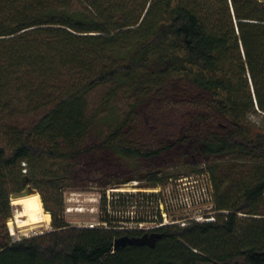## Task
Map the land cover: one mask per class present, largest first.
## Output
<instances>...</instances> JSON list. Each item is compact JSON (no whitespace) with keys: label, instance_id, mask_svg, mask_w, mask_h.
Instances as JSON below:
<instances>
[{"label":"trees","instance_id":"obj_1","mask_svg":"<svg viewBox=\"0 0 264 264\" xmlns=\"http://www.w3.org/2000/svg\"><path fill=\"white\" fill-rule=\"evenodd\" d=\"M86 59L100 64L83 69L84 83L48 92L50 75L82 73ZM150 98L173 99L188 115L179 139L146 149L133 114ZM121 102L128 109L118 120ZM250 114L264 115V0H0V223L22 190L23 163L32 180L50 178L53 217L38 237L0 234V264H264V131ZM99 123L111 129L85 149ZM176 145L213 162L206 171L227 216L161 228L154 248L118 250L115 240L130 232L59 219V171L82 156L154 160ZM234 156L246 162H220Z\"/></svg>","mask_w":264,"mask_h":264},{"label":"rangeland","instance_id":"obj_2","mask_svg":"<svg viewBox=\"0 0 264 264\" xmlns=\"http://www.w3.org/2000/svg\"><path fill=\"white\" fill-rule=\"evenodd\" d=\"M46 39V37H42L41 40L45 42ZM114 60H110L108 64L111 65ZM99 64L97 61L86 59L82 71L83 69H95ZM83 72L73 71V73L65 72L66 74L58 76L50 75L48 92H65L73 84L84 83L87 77L85 74L88 73ZM55 78L59 81H56ZM102 92L103 89L94 92L92 98H98ZM96 93L97 96H95ZM116 107V116L118 120H121V116L128 106L121 102ZM187 115L188 111L180 107L178 102L175 103L173 99L150 98L146 105L133 114V125L137 132L136 139L141 140L146 149L161 147L163 142H174L180 138ZM249 121L256 128L264 131V115L250 114ZM110 129V126L99 123L94 133L85 140L84 148L97 147L103 138L97 134H103ZM192 155L187 152L184 146L176 145L159 159L154 160L125 159L105 152H94L82 156L76 162V166L72 167L70 164L64 170L59 171L60 174L64 173L65 175L57 183L58 195L61 199V210L58 211L59 219L70 227L86 229L85 226L93 221H105L107 215L109 219L119 216L120 213L123 216L132 217L137 213L151 212L158 208L166 213V227L182 228L184 224L192 222V218L198 213L205 214L210 209L212 212H217L214 180L206 171L208 166L213 165V162L195 161ZM228 160L238 163L246 162V159L237 156L226 157L220 162L226 165ZM51 164L52 162H49L48 165L42 162L39 166L49 170L52 168ZM22 167L25 169L22 172L27 175L24 176L27 183L21 184V192L30 189L33 194H39L46 211L44 197L48 202L52 201L51 190L48 189L51 184L50 178L37 174L35 180H32L28 176V166L23 163ZM54 168L57 169V166ZM156 175L158 178L164 176L168 178L162 180L158 185L150 184V179ZM220 175L221 173L217 174L219 178ZM126 178H129L130 182L122 183ZM232 184L230 180L226 182L224 191H228V187H231ZM55 187L57 186L55 185ZM130 195L133 197L130 198ZM104 198L106 199L105 203ZM12 200L11 196V216L4 223H0V234L7 235L10 242L38 237L53 230V217L50 212H48L51 215L49 224H43L42 227L17 228L16 222L21 208L13 205ZM68 209L72 210L69 212ZM217 215H221V213ZM239 216H244V214L239 213ZM163 219L162 216L164 222ZM9 222L15 224V234H12ZM174 222L176 223L172 224ZM107 223L108 227L112 226L114 228L111 229L114 230L117 229L116 226L130 227V225L118 222ZM153 226L152 223L146 224V227Z\"/></svg>","mask_w":264,"mask_h":264},{"label":"built area","instance_id":"obj_3","mask_svg":"<svg viewBox=\"0 0 264 264\" xmlns=\"http://www.w3.org/2000/svg\"><path fill=\"white\" fill-rule=\"evenodd\" d=\"M162 208V206H161ZM72 209H68V211L70 212ZM212 209L208 210V213L202 214V213H198L196 214L193 218H192V222L190 223H186L184 224V227L187 225H190L191 223H207V222H216L217 221V214L224 215L227 216L228 215V211H211ZM162 216H163V220L162 221ZM115 220L113 221H93L92 223H90L89 225H86L85 227L87 229H111L114 228L112 226L108 227V223L110 224L114 223V222H118L120 224H126V225H130V227H118L116 226L115 228H117L116 230H122V231H126V229H132L134 231H138V232H149V231H154L157 229H161L167 226L166 223V213L163 211H160L158 208L155 209V211H151V212H140L137 213V215L132 216V217H128V216H123V214L120 213L119 216L114 217ZM147 223H152L154 224L153 227H146ZM176 222L172 223L175 224ZM170 224V223H169ZM135 225V226H133Z\"/></svg>","mask_w":264,"mask_h":264},{"label":"bare ground","instance_id":"obj_4","mask_svg":"<svg viewBox=\"0 0 264 264\" xmlns=\"http://www.w3.org/2000/svg\"><path fill=\"white\" fill-rule=\"evenodd\" d=\"M12 199V204L21 208L17 217V228L42 227L43 224L50 223L51 215L44 210L39 194L32 193L23 197H12ZM9 227L12 234H15V224L9 222Z\"/></svg>","mask_w":264,"mask_h":264},{"label":"water","instance_id":"obj_5","mask_svg":"<svg viewBox=\"0 0 264 264\" xmlns=\"http://www.w3.org/2000/svg\"><path fill=\"white\" fill-rule=\"evenodd\" d=\"M23 182L26 184L27 179L23 178ZM130 182L129 178H126L123 180L122 183L127 184ZM32 194L30 189H26L22 191L21 193L14 194L12 197H23ZM161 238L160 234L148 236L144 235L142 237H128V236H122L115 240L114 242V250H118L122 247L127 246H149L151 248H154L156 246L157 240Z\"/></svg>","mask_w":264,"mask_h":264},{"label":"flooded vegetation","instance_id":"obj_6","mask_svg":"<svg viewBox=\"0 0 264 264\" xmlns=\"http://www.w3.org/2000/svg\"><path fill=\"white\" fill-rule=\"evenodd\" d=\"M126 232H130V233H127V234H124L123 236H128V237H142L144 235H148V236H152V235H156V234H160L161 237H162V234L161 232L159 231V229L157 230H154V231H149V232H138V231H134L132 229H126ZM161 239V238H160ZM159 240V239H158ZM157 240V241H158Z\"/></svg>","mask_w":264,"mask_h":264}]
</instances>
